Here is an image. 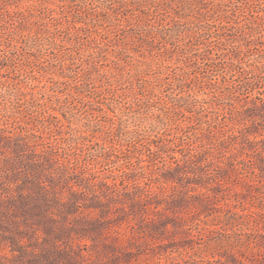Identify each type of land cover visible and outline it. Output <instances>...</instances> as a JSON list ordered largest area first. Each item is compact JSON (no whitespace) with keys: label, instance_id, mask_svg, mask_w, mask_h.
<instances>
[{"label":"rangeland","instance_id":"obj_1","mask_svg":"<svg viewBox=\"0 0 264 264\" xmlns=\"http://www.w3.org/2000/svg\"><path fill=\"white\" fill-rule=\"evenodd\" d=\"M0 264H264V0H0Z\"/></svg>","mask_w":264,"mask_h":264}]
</instances>
